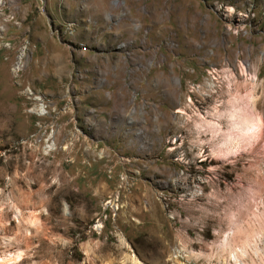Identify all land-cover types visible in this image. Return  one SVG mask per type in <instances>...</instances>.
<instances>
[{"label": "rangeland", "instance_id": "1", "mask_svg": "<svg viewBox=\"0 0 264 264\" xmlns=\"http://www.w3.org/2000/svg\"><path fill=\"white\" fill-rule=\"evenodd\" d=\"M259 237L264 0H0V264H258Z\"/></svg>", "mask_w": 264, "mask_h": 264}, {"label": "bare ground", "instance_id": "2", "mask_svg": "<svg viewBox=\"0 0 264 264\" xmlns=\"http://www.w3.org/2000/svg\"><path fill=\"white\" fill-rule=\"evenodd\" d=\"M250 96H252V95H250ZM240 98L241 97L233 98V100L231 102L232 106L230 104V107L233 108V111L230 110L231 112L228 115V117L230 119V123H231V129H233L235 134H236L235 140L238 139V141L242 140V139H249V138L258 136L261 133V131H260L261 121H260V118L255 113H253V112L245 113L243 110H235L234 109V107L236 106V103L238 102V100H240ZM251 98L252 97H250L247 100V102L249 104V107L252 108V100H251ZM240 105H241V103H240ZM243 106H244V104L242 105V107ZM247 110H249V108ZM229 137H231V136H229ZM236 137H237V139H236Z\"/></svg>", "mask_w": 264, "mask_h": 264}, {"label": "built area", "instance_id": "3", "mask_svg": "<svg viewBox=\"0 0 264 264\" xmlns=\"http://www.w3.org/2000/svg\"><path fill=\"white\" fill-rule=\"evenodd\" d=\"M255 242H261V250L253 251L254 255L258 256L259 254H263L264 248L262 249V246L264 245V240L259 237V239H257ZM230 252H233V253H229L227 256H225L224 257L225 259H223L220 264H246L245 258L247 254L245 252L241 253L240 249H235ZM177 256L180 258L179 255ZM257 262L258 264H264V259L259 258ZM214 264H218V263L215 262Z\"/></svg>", "mask_w": 264, "mask_h": 264}]
</instances>
